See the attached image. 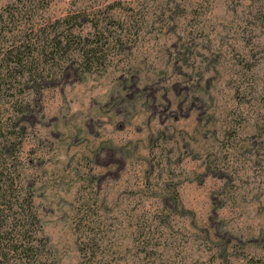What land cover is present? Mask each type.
Wrapping results in <instances>:
<instances>
[{"label": "rangeland", "instance_id": "1", "mask_svg": "<svg viewBox=\"0 0 264 264\" xmlns=\"http://www.w3.org/2000/svg\"><path fill=\"white\" fill-rule=\"evenodd\" d=\"M122 1L136 44L46 83L27 116L58 264H264V0Z\"/></svg>", "mask_w": 264, "mask_h": 264}, {"label": "trees", "instance_id": "2", "mask_svg": "<svg viewBox=\"0 0 264 264\" xmlns=\"http://www.w3.org/2000/svg\"><path fill=\"white\" fill-rule=\"evenodd\" d=\"M54 1L0 8V264H58L24 157L27 116L46 83L60 82L71 68L106 69L139 36L133 1L75 6L62 16L49 13ZM75 220L85 233L88 214L77 212Z\"/></svg>", "mask_w": 264, "mask_h": 264}]
</instances>
